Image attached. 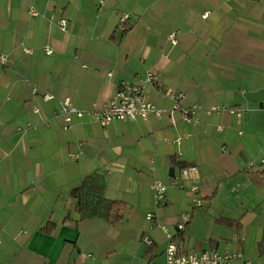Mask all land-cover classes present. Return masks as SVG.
<instances>
[{
  "label": "crops",
  "instance_id": "0c3cea01",
  "mask_svg": "<svg viewBox=\"0 0 264 264\" xmlns=\"http://www.w3.org/2000/svg\"><path fill=\"white\" fill-rule=\"evenodd\" d=\"M0 54V264H164L158 223L181 250L264 264V0H0ZM147 72L146 100L170 109L166 92L182 93L195 126L177 114L63 127L61 100L86 110ZM215 106L242 116L203 112ZM94 173L127 206L116 222L78 219L70 192Z\"/></svg>",
  "mask_w": 264,
  "mask_h": 264
},
{
  "label": "built area",
  "instance_id": "2783aa9c",
  "mask_svg": "<svg viewBox=\"0 0 264 264\" xmlns=\"http://www.w3.org/2000/svg\"><path fill=\"white\" fill-rule=\"evenodd\" d=\"M29 13L32 16L36 15L34 9H30ZM128 19V15H121L118 20V28L123 31L125 29V23ZM60 29L65 31L67 23L64 19H59L57 21ZM175 33L169 35V41L172 46L177 44ZM47 54H51V51L45 48ZM8 59L5 55L0 54V66H6ZM111 75V72L108 73ZM158 81L157 75L152 72H147L145 76L139 79V82L132 83L129 81H122L119 83L116 93L108 101L93 104L91 108L86 110H81L76 108L69 99H63L60 101V106L57 111L58 118L61 119L64 128H69L74 119H80L84 116H90L95 122L101 126H107L112 121L115 120H128L133 121L137 118L147 119L150 116L156 118H166L171 125L176 123V115L179 114L183 120L195 126L197 124L196 114L198 113L197 107L184 108L180 107L178 102L183 98L182 93H175L168 90L166 94L175 100V105L170 109H161L156 107L154 104L148 102L142 91L141 82L155 83ZM44 98L47 100L53 99V96L45 93ZM264 108V103L262 104ZM228 112L233 114L236 118H241L242 110L233 107H211L204 110L205 114ZM179 141V139H177ZM195 168L191 167L187 171H194ZM187 171L183 173L184 177L187 178ZM172 184H175L172 181ZM151 191L153 202L157 206H162L165 202V194L167 186L158 180H153L151 183ZM193 191H196L197 187L194 186ZM194 205H200L199 200L194 201ZM146 221L152 222L155 220L154 213H147L145 216ZM190 216L186 215L183 220L176 225L177 231L184 230ZM157 226L163 231L167 238V244L164 250L165 262L164 264H230L235 258H238V254L231 253H220L215 250H181L177 241L175 240L174 234L169 232V230L161 224ZM142 241L150 245L151 239L144 235Z\"/></svg>",
  "mask_w": 264,
  "mask_h": 264
},
{
  "label": "trees",
  "instance_id": "16d2710c",
  "mask_svg": "<svg viewBox=\"0 0 264 264\" xmlns=\"http://www.w3.org/2000/svg\"><path fill=\"white\" fill-rule=\"evenodd\" d=\"M261 172L264 173V161ZM103 190L104 177L96 173L84 177L71 190L70 197L75 202V212L79 220L96 218L116 222L121 219L127 206L123 202L106 199ZM51 227L52 224H48L44 230L48 232Z\"/></svg>",
  "mask_w": 264,
  "mask_h": 264
},
{
  "label": "water",
  "instance_id": "95a60500",
  "mask_svg": "<svg viewBox=\"0 0 264 264\" xmlns=\"http://www.w3.org/2000/svg\"><path fill=\"white\" fill-rule=\"evenodd\" d=\"M172 172V170H170ZM172 174V173H171Z\"/></svg>",
  "mask_w": 264,
  "mask_h": 264
}]
</instances>
